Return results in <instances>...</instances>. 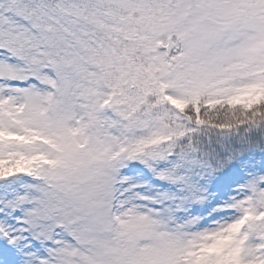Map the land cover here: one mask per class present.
<instances>
[{
    "label": "snow or ice",
    "instance_id": "6c2138e0",
    "mask_svg": "<svg viewBox=\"0 0 264 264\" xmlns=\"http://www.w3.org/2000/svg\"><path fill=\"white\" fill-rule=\"evenodd\" d=\"M0 264H264V0H0Z\"/></svg>",
    "mask_w": 264,
    "mask_h": 264
}]
</instances>
